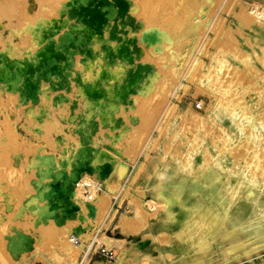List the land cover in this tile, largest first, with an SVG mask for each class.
Returning <instances> with one entry per match:
<instances>
[{"label": "rangeland", "instance_id": "obj_1", "mask_svg": "<svg viewBox=\"0 0 264 264\" xmlns=\"http://www.w3.org/2000/svg\"><path fill=\"white\" fill-rule=\"evenodd\" d=\"M141 1L0 0V264H264V0Z\"/></svg>", "mask_w": 264, "mask_h": 264}, {"label": "bare ground", "instance_id": "obj_2", "mask_svg": "<svg viewBox=\"0 0 264 264\" xmlns=\"http://www.w3.org/2000/svg\"><path fill=\"white\" fill-rule=\"evenodd\" d=\"M131 0H99V2H104V3H106V4H110V5H112V6H115L116 7V9H113V11L114 12H120V11H122V10H125L126 9V7L129 5V2H130ZM133 1V0H132ZM139 2H142L141 0H138ZM148 1V0H147ZM151 1V0H150ZM215 1H217V0H215ZM135 2H137L136 0H135ZM139 2H137V3H139ZM143 2H145V0L143 1ZM148 3V2H147ZM146 3V4H147ZM102 4V3H101ZM145 4V5H146ZM78 5H79V3H78ZM87 5H89V4H87ZM100 5V4H99ZM139 5V4H138ZM148 5H149V3H148ZM94 6V5H93ZM147 6V5H146ZM151 6V8H152V5H149V7ZM111 7L109 8V7H105L103 10H100V9H98L97 8V6H96V8H91V10L89 9V11H90V16H89V18H90V20L89 21H92V22H94V24H95V27L96 28H99L100 26H101V24H102V20H100V18L99 17H102V19H104V16H105V14L107 13H110L111 12ZM148 9V8H147ZM147 9L145 10V11H147ZM150 10V9H149ZM140 11V10H139ZM151 11V10H150ZM210 12V11H209ZM139 13V12H138ZM148 13V12H147ZM150 17V16H149ZM107 19V18H106ZM103 22H106L105 21V19H104V21ZM165 44V43H164ZM145 70H147L146 69V66L144 67V68H140V69H135V70H133V71H131V70H129L128 71V73H127V75H126V77H125V80H126V86L127 87H130L134 82H136V80H140V79H142L143 77H144V72H145ZM131 91V90H130ZM124 97V96H123ZM113 103V102H112ZM163 111V110H162ZM249 111V110H248ZM257 129V128H256ZM258 134L256 133V143H258L259 142V140H258V136H257ZM86 138V137H85ZM264 148V147H263ZM91 156V155H90ZM42 157V156H41ZM45 157V156H44ZM78 157V156H77ZM44 159V158H43ZM80 161V160H79ZM49 162H50V160H49ZM71 162V161H70ZM189 162V161H188ZM48 165V164H47ZM75 165V164H74ZM96 165V164H95ZM218 165V164H217ZM50 166V165H49ZM94 166V165H93ZM264 166V165H263ZM262 166V167H263ZM184 167V166H183ZM237 167V166H236ZM257 168V167H256ZM107 169H108V166L107 165H104V166H100V168L98 169V170H100V173L101 174H106V172H107ZM243 169V168H242ZM262 169V168H261ZM47 170V169H46ZM76 171V170H75ZM62 172V171H61ZM69 173V172H68ZM75 174V173H74ZM263 176V175H262ZM87 178V177H86ZM86 178H84V181H86L85 179ZM90 178V177H89ZM68 179V178H67ZM80 179V178H79ZM78 179V182H76L75 183V193H76V197L77 196H82V199L84 200V199H86V200H89L90 198H92L93 197V195L94 194H96L97 193V190L99 189V186H98V184L100 183V182H98V181H95V183L93 184L92 182V184L94 185V188L91 190L90 189V191H89V188L87 187V183H83V184H86V186L84 185L81 189H80V187L79 186H81L80 185V180ZM83 180V179H82ZM236 180V179H235ZM67 181V180H66ZM69 181V180H68ZM90 181V180H89ZM87 182H88V178H87ZM235 182V181H234ZM62 183V182H61ZM66 182H64V184H65ZM90 183V182H89ZM90 183V184H91ZM91 184V185H92ZM237 184V183H236ZM90 185V186H91ZM243 185V184H242ZM63 186V185H62ZM60 187V186H59ZM58 187V188H59ZM237 187V186H236ZM62 188V187H61ZM61 188H59V189H61ZM74 188H72L69 184H65L64 185V188H62V190H61V193H62V191L65 193V192H67V194L68 195H70V194H72L73 193V190H74ZM92 188V187H91ZM238 188V187H237ZM59 189H58V192H59ZM239 189H240V187H239ZM57 190V189H56ZM238 190V189H237ZM55 192V191H54ZM42 193V192H41ZM157 193H159V191L157 192ZM232 193V192H231ZM74 195V194H73ZM160 195V194H159ZM233 195H235V194H233ZM44 196V195H43ZM42 196V197H43ZM47 196V195H46ZM72 196V195H71ZM92 196V197H91ZM56 197V196H55ZM75 197V198H76ZM50 198V197H49ZM52 198V197H51ZM58 198V197H57ZM71 198V197H70ZM78 199V198H77ZM38 200V199H37ZM72 200H73V198H72ZM79 200V199H78ZM95 200V199H94ZM47 201V200H46ZM156 201V200H155ZM155 201H153V200H151V201H149L148 203V206L150 207V208H153V207H157V204H156V202ZM84 201H82V203H83ZM41 203V202H40ZM57 203V202H56ZM72 203V202H71ZM75 203H76V201H75ZM79 203V202H78ZM87 204H85V206H86V209H87V212L89 213V214H94V213H96V211L98 210L97 209V206L94 204V203H91V201H90V203L89 202H86ZM170 201H168V200H163V205L164 206H166L167 207V210H168V215H170L171 213H172V210L170 209V207H169V205H170ZM43 204H45V203H43ZM77 204V203H76ZM84 204V203H83ZM98 205V204H97ZM68 206H69V204H68ZM67 206V207H68ZM84 206V207H85ZM72 207H74V205H72ZM72 207H70V208H72ZM51 208V207H50ZM69 208V207H68ZM201 208H203V207H201ZM46 209V208H45ZM58 209V208H57ZM154 209V208H153ZM47 210V209H46ZM75 210V209H74ZM76 210H77V208H76ZM82 210H83V208H82ZM155 210V209H154ZM199 210H200V208H199ZM56 211H58V210H56ZM207 212V211H206ZM53 213V212H52ZM183 213V212H182ZM186 213H188V212H186ZM198 213V212H197ZM201 213V212H200ZM43 214V213H42ZM49 214H50V212H49ZM62 214V213H61ZM188 214H191V213H188ZM188 214H183V215H181V217L182 218H184L186 215H188ZM45 215V214H44ZM51 215V214H50ZM49 216V215H48ZM58 218V217H57ZM215 215H212V214H210V213H204V214H201V216H200V219H198V220H196L195 221V225L200 229V230H202V229H204V228H208L209 226H211L212 225V222L215 220ZM63 219V218H62ZM47 222V221H46ZM45 226V225H44ZM43 226V227H44ZM48 227H46V229H47ZM215 228V227H214ZM59 229V228H58ZM44 230H45V227H44ZM62 230H63V228H62ZM76 230V229H75ZM19 233V232H18ZM17 233V234H18ZM80 233V232H79ZM81 233H83V232H81ZM222 233V232H221ZM59 234V233H58ZM76 235H78V234H76ZM62 236V235H61ZM89 236V235H88ZM13 237V236H12ZM59 237V236H58ZM202 237V236H201ZM19 238V237H18ZM92 238H94L95 239V241L98 243V241H100L99 239L100 238H96V237H92ZM103 238V237H102ZM107 243H112V242H108L109 241V238L108 237H105V238H103ZM232 239V238H231ZM14 240V239H13ZM82 240V239H81ZM113 240V239H112ZM119 240V239H118ZM182 240V239H181ZM9 241H10V239H9ZM24 241V240H23ZM63 241V240H62ZM67 241V240H66ZM102 241V240H101ZM111 241V240H110ZM59 242V241H58ZM65 242V241H64ZM104 242V241H103ZM105 242V243H106ZM85 243L86 242H83V241H81V243L79 244V245H75V244H73V243H71L70 242V240H69V236H68V241L66 242V243H64L63 244V248H62V256L64 257V256H67V254H69L70 255V257H71V259H72V257L73 256H71L72 254H71V251L72 250H74L75 248H77L78 250H79V252H80V249H82L83 248V246H85ZM117 243V242H116ZM234 243V242H233ZM4 244V243H3ZM59 244H61V243H59ZM118 245V244H117ZM253 245V244H252ZM107 246H109V245H107ZM111 246V245H110ZM227 248V247H226ZM233 248V247H232ZM230 249V248H229ZM76 250V249H75ZM73 252V251H72ZM73 253H75V252H73ZM180 253H183V252H180ZM58 254V253H57ZM78 255H79V253H78ZM78 255H77V257H78ZM59 256H60V254H59ZM62 259V258H61ZM200 259V258H199ZM202 259V258H201ZM62 260H67V259H62ZM76 260H77V258H76ZM198 260V259H197ZM69 261V260H68ZM122 261V260H121ZM117 264V263H116Z\"/></svg>", "mask_w": 264, "mask_h": 264}, {"label": "built area", "instance_id": "obj_3", "mask_svg": "<svg viewBox=\"0 0 264 264\" xmlns=\"http://www.w3.org/2000/svg\"><path fill=\"white\" fill-rule=\"evenodd\" d=\"M69 240L71 243L75 245H79L81 243V239L76 234H69ZM96 253L102 254L104 259L108 262L114 261L116 259V252L106 246L98 245L95 239L87 240L85 246L80 249L79 255L75 264H90L93 256Z\"/></svg>", "mask_w": 264, "mask_h": 264}, {"label": "crops", "instance_id": "obj_4", "mask_svg": "<svg viewBox=\"0 0 264 264\" xmlns=\"http://www.w3.org/2000/svg\"><path fill=\"white\" fill-rule=\"evenodd\" d=\"M94 259H92V261H90V264H101V263H98L96 261H93Z\"/></svg>", "mask_w": 264, "mask_h": 264}, {"label": "water", "instance_id": "obj_5", "mask_svg": "<svg viewBox=\"0 0 264 264\" xmlns=\"http://www.w3.org/2000/svg\"><path fill=\"white\" fill-rule=\"evenodd\" d=\"M73 234H75V233H73Z\"/></svg>", "mask_w": 264, "mask_h": 264}]
</instances>
